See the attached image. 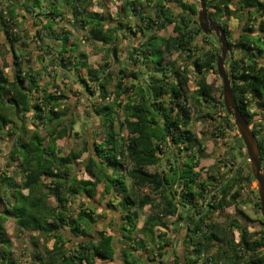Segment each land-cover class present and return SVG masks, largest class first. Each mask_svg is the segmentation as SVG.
I'll return each instance as SVG.
<instances>
[{"label":"trees","instance_id":"trees-1","mask_svg":"<svg viewBox=\"0 0 264 264\" xmlns=\"http://www.w3.org/2000/svg\"><path fill=\"white\" fill-rule=\"evenodd\" d=\"M146 1L154 4L153 12L139 0H124L111 19L104 4L102 13L92 9L95 0H0V139L12 141L0 166V264H20L15 238L28 243L27 264H116L118 250L125 264H163L170 245L165 230L181 224L184 262L171 251L173 264H264V220L258 234L243 210L250 197L246 187L255 178L251 170L245 173L247 163L232 176L247 155L240 133L222 182L197 170L206 145L191 126L195 108L216 107L207 78L217 68L220 48L198 55L200 35L215 44L202 32L198 8L189 0ZM206 5L235 51L232 88L245 119L255 122L264 168V123L257 118V110L264 112V0H206ZM170 6L180 10L178 16ZM29 19L43 50L37 57L20 50L29 48L31 30L25 31L27 40L19 33ZM230 19L241 29L237 38L228 28ZM67 24L85 31L87 43H101L118 62L119 39L132 35L140 44L128 43L130 62L115 75L112 62L90 64ZM172 25L173 35H159ZM169 55L177 58L170 62ZM35 62L50 80L44 83ZM114 76L118 82L111 90ZM53 78L80 85L85 95L98 94L91 109L104 131H95L99 140L86 143L85 159L80 151L65 155L58 145L70 131L78 133L74 121L66 123L68 97ZM219 110L222 122L214 117ZM206 117L218 121L212 138L237 130L224 99ZM254 204L261 209L259 201ZM104 205L120 212L122 222L101 224ZM216 211L226 214L224 225L211 222ZM69 234L79 239L73 246Z\"/></svg>","mask_w":264,"mask_h":264},{"label":"rangeland","instance_id":"rangeland-1","mask_svg":"<svg viewBox=\"0 0 264 264\" xmlns=\"http://www.w3.org/2000/svg\"><path fill=\"white\" fill-rule=\"evenodd\" d=\"M109 3H106L105 0H95L93 2V8L95 11L102 13L101 5L104 6L103 13L107 14L109 17H112L111 19L117 18V13L120 12L121 6L124 3V0H108ZM139 2L143 3L147 10H150V12H153L151 8L154 4L152 2L148 3L146 0H139ZM188 3H192L198 8V11L200 9V3L198 0H189ZM173 9V12L175 15H179V9H177L175 6H170ZM22 13V12H21ZM68 16V15H67ZM198 17H196L197 19ZM70 18H68L66 21H69ZM137 24L140 25V20H136ZM27 24V23H26ZM227 25L229 30L232 33L233 38H237L240 36V27L237 26V23L234 22L232 19L227 21ZM28 27L31 29L30 35L28 36L27 45L29 46L28 49H24V47H21L20 50L23 52L29 53V56L37 57L41 51H43L35 41V33L38 30L33 21L30 19L28 22ZM66 28L68 30H72L74 39L76 42L79 43L81 47V51L88 54L90 64L94 67H99L104 61L112 62V66L109 69V71H114L115 75L119 72L120 68L124 66L123 63H128L130 60L128 59L129 55V48L128 43L130 42L132 45L138 46L140 44V38L139 37H133L132 35L129 38H122L119 39L118 46V57L120 59V62L117 60L108 58L106 47H104L101 43H87L85 40L86 38V32L77 29L75 26H71L70 24L66 25ZM28 29L24 24L21 26L19 33L22 37H24L25 40H27V36L25 35V31ZM173 25L169 26L167 29L163 30L159 33L160 36L163 37H169L173 35ZM208 36V35H207ZM125 37V36H124ZM210 40L214 42L215 46L208 45L205 42L204 36L200 35L196 40V45L199 48L198 55L202 56L208 52H215L216 48H220V45L218 43V39L215 35H210ZM233 49L231 48L228 59L226 61V68H229L230 65V57L232 56V53H234ZM27 55V56H28ZM233 57H237L236 55H233ZM107 58V59H106ZM177 58V55H169L167 57V60L170 62L174 61ZM39 61V60H38ZM34 69L39 70L42 74V77L44 78V83L47 80H50L51 78L44 73L43 70H41V64L39 62H35ZM133 70H137L136 66L131 67ZM66 80V79H65ZM208 83L212 86L213 89V98H214V104L216 105L215 108H206V107H199L195 108L194 112V118L195 122H193L191 129L194 133H196L199 137V139L203 142L205 146V155L201 159V165L197 170L202 169V173L205 174V172L213 173L218 178L219 183L223 181L224 177L228 174V170L225 167V165H229L230 159H231V150L229 151L230 147L234 145V136L238 133L237 130L229 131V136H227L225 139L222 137L212 138L210 135L214 132V128L218 125V121H223L222 117H225V114L222 113L221 110L214 113V117L218 120L217 122L210 119L209 117H206V113L215 111L217 107H220V102L223 100V82L221 77L217 74V68L213 69L211 73L208 75ZM53 81L56 82L60 87L62 88L61 91L64 90L63 96L68 99H65L64 107L69 109V116H67L65 119H67V124L70 125L72 121H74L76 124L73 126L74 131L78 133L77 135L74 134L73 130L69 132V135L58 141V145L63 148L64 154L68 155L71 151H80L83 152L86 147V143H89V145L92 144V141L99 140L98 137L94 135L95 131H104L100 127V119L95 116V114L92 112L91 109V103L92 101H95L98 97L97 95H92L91 93H87L85 95L83 91L81 90L80 85L75 84L71 82L70 80L64 81L62 78H53ZM118 82V77L114 76L112 80L110 81L109 88L111 90H115V86ZM65 83V84H64ZM88 85H92V82H88ZM69 89H73L75 92H69ZM52 90V88H51ZM53 91V90H52ZM55 91V90H54ZM59 91V90H58ZM257 118L259 119L258 122L264 123V112L258 111ZM201 115L202 117L205 116V118L198 119ZM70 119V120H69ZM254 123H252V128L254 127ZM2 139V138H1ZM0 139V166L4 162V156L6 155L7 151L11 150L12 141L9 139ZM94 139V140H93ZM87 157V153L83 152L82 158L85 159ZM1 169V167H0ZM160 167H151L149 170L151 172H155L157 170H160ZM264 169V168H263ZM251 170L250 163L247 162V167L245 169V173H248ZM252 172V171H251ZM103 189H99L101 192ZM144 193H147V190L143 191ZM246 193H249L250 197L246 198L247 204L243 207L244 212L246 215L251 219L252 225L255 227V231H257L258 234H261V231L263 230L262 221L264 220V217L261 213V210L258 209V207L255 206L254 202L259 201L258 199V191L256 187V180L251 184L250 187H246ZM254 199V200H253ZM214 200L213 198L209 202L212 203ZM198 207L201 206L200 202H197ZM149 209V207L146 208V211ZM208 207V211H209ZM189 211L186 210L184 214L188 213ZM207 213V212H206ZM99 219L101 224H103L104 221L108 222H122V218L120 216V212L115 211L111 209L108 205H104V209L99 211ZM201 218V217H200ZM226 219V214H223L222 212L216 211L213 213L211 217V222L213 223H221L224 225ZM143 218L141 219V222L139 226L142 224ZM9 233L14 236V226L11 225V223L7 224ZM179 227V231L176 232V228ZM101 228V226H100ZM167 234V240L170 242V245L165 249V256L162 258L163 264H173L172 260L175 257V255H169L171 251H174V253H178L181 256L182 262H184V255H185V248L183 246V237L185 232V226L184 224L181 225H169V227L165 230ZM69 236L72 238L71 242H69L70 246H73L79 239L74 238L72 234H69ZM14 245L13 252L15 253V257L18 258V261L20 264H27V260L29 259L30 253L27 248L28 243L24 242L23 240H17L14 239ZM117 251L116 257H115V263L116 264H125L122 254ZM144 258L146 256L152 257V255H149V253H144ZM158 260H161L157 257ZM157 260V261H158ZM98 264H100L98 262ZM185 264V263H184Z\"/></svg>","mask_w":264,"mask_h":264},{"label":"water","instance_id":"water-1","mask_svg":"<svg viewBox=\"0 0 264 264\" xmlns=\"http://www.w3.org/2000/svg\"><path fill=\"white\" fill-rule=\"evenodd\" d=\"M198 1L200 3V9L197 17L200 28L205 35H215L220 45L221 53L217 60V71L223 82V99L225 109L228 115L234 119L235 126L240 133L247 150V155L233 170L232 176H234L244 164L247 162L250 163L252 174L256 180L258 199L261 208L260 210L264 217V169L261 157V148L253 131L252 123H249L239 110L235 92L232 88L233 74L230 69L226 68V61L228 59L231 46L223 27L217 21L209 17L206 0ZM213 193L209 196L208 202L211 201ZM207 211L208 207L202 215H204ZM200 217L201 215H198L196 216V219H200Z\"/></svg>","mask_w":264,"mask_h":264},{"label":"crops","instance_id":"crops-1","mask_svg":"<svg viewBox=\"0 0 264 264\" xmlns=\"http://www.w3.org/2000/svg\"><path fill=\"white\" fill-rule=\"evenodd\" d=\"M30 21V19L27 21V24L25 23L24 25L29 29L31 30L29 27H28V22ZM88 55V54H87Z\"/></svg>","mask_w":264,"mask_h":264}]
</instances>
